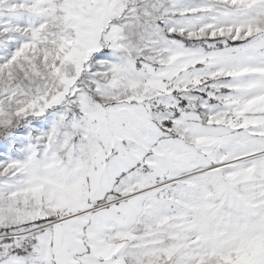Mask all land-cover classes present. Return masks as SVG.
Here are the masks:
<instances>
[{"label":"snow or ice","instance_id":"snow-or-ice-1","mask_svg":"<svg viewBox=\"0 0 264 264\" xmlns=\"http://www.w3.org/2000/svg\"><path fill=\"white\" fill-rule=\"evenodd\" d=\"M0 264H264V0H0Z\"/></svg>","mask_w":264,"mask_h":264}]
</instances>
